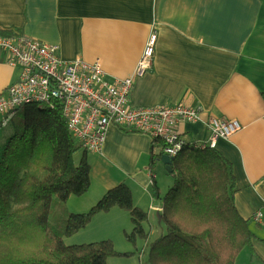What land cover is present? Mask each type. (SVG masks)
<instances>
[{"label":"crops","instance_id":"obj_1","mask_svg":"<svg viewBox=\"0 0 264 264\" xmlns=\"http://www.w3.org/2000/svg\"><path fill=\"white\" fill-rule=\"evenodd\" d=\"M0 30L57 45L65 62L102 60L109 82L134 75L156 33L152 67L135 79L130 107L201 108L199 120L181 122L177 132L188 141L187 150L212 143L231 163L235 207L242 219L251 221L256 236L252 249L242 251L235 264H264V0H0ZM5 58L0 53V96L21 74ZM210 119L236 120L242 128L231 138H215L206 128ZM1 121L2 115L0 127ZM105 136L102 152L88 156L90 190L70 197L67 208L72 214L87 213L108 190L125 184L135 207L148 214L146 228L158 235L153 242L165 232L159 218L163 203L153 197V181L162 196L173 185L162 162L154 176L150 170L155 139L115 125ZM258 212L261 224L252 219ZM156 224L162 225L161 233ZM132 231L130 213L115 208L96 215L65 242L71 246L112 239L116 246L118 239L121 253H128L124 234Z\"/></svg>","mask_w":264,"mask_h":264},{"label":"trees","instance_id":"obj_2","mask_svg":"<svg viewBox=\"0 0 264 264\" xmlns=\"http://www.w3.org/2000/svg\"><path fill=\"white\" fill-rule=\"evenodd\" d=\"M0 36L10 32L0 30ZM63 105L27 107L0 127V264H108L119 253L112 240L68 246L96 215L121 209L130 213L133 231L124 237L134 248L147 243L145 264H235L255 239L250 222L235 207L234 168L211 145L197 144L173 159L172 187L162 196L153 181V197L162 201L164 234L151 241L148 214L134 205L128 186L107 191L89 212L67 214L70 197L80 198L91 186L89 153L68 130ZM203 148V149H201ZM164 146L154 140L150 170L162 162ZM82 151L78 162L76 155ZM54 198L64 216L50 223Z\"/></svg>","mask_w":264,"mask_h":264},{"label":"built area","instance_id":"obj_3","mask_svg":"<svg viewBox=\"0 0 264 264\" xmlns=\"http://www.w3.org/2000/svg\"><path fill=\"white\" fill-rule=\"evenodd\" d=\"M157 34L153 33L132 77L109 82L102 60L62 61L61 48L46 45L27 35L0 36V53L11 68H20L19 79L0 96L1 127L14 112L27 107H53L62 103L68 130L88 153H101L111 125L160 139L164 156L176 159L187 150L188 141L177 132L181 122L199 120L201 108L187 105L134 109L130 107L134 81L147 74L154 60ZM206 128L215 138L228 139L241 130L236 120L210 119ZM213 146L212 143H209ZM203 149V148H201ZM262 213L252 219L261 224Z\"/></svg>","mask_w":264,"mask_h":264},{"label":"rangeland","instance_id":"obj_4","mask_svg":"<svg viewBox=\"0 0 264 264\" xmlns=\"http://www.w3.org/2000/svg\"><path fill=\"white\" fill-rule=\"evenodd\" d=\"M80 154H81V152L78 154V155H76V157H75V161L76 162H78L79 161V159H80ZM166 175V174H165ZM159 176H160V182H161V184H164V183H166V180L164 179L165 178V176L163 177V175L160 173L159 174ZM166 177H167V179L169 178L168 177V175H166ZM166 191H167V189H166ZM165 191V192H166ZM54 205L52 206V209H51V215H50V223L51 224H55V222L57 221V218L59 217V216H64V214H63V211H62V209L59 207V201H57V199H55L54 198ZM66 211H67V214H69V213H71L72 214V212H70L69 210H68V208H67V205H66ZM155 227L156 228H158V230H159V233H161L162 231H161V228H162V225H160V224H156L155 225ZM163 228L165 229V226L163 225ZM145 230L147 231V228H146V226H145ZM150 236H151V239H154V238H156V237H158V235H153L152 233H151V231H150ZM121 237V236H120ZM123 237V236H122ZM67 240H69V239H66L65 241H67ZM110 240H112V239H110ZM105 241V240H104ZM113 241V240H112ZM101 242V241H100ZM127 242V241H126ZM138 243H137V246L134 248L130 243H128V249H130V252H128V253H135V256H133V257H130V258H126V257H122V258H110V260H108V264H144L145 262H147L146 261V254H142L144 251H145V248H146V246H147V243L144 241V240H139V241H137ZM69 243V242H68ZM115 246V245H114ZM116 246L118 247V249L116 248ZM115 246V248L117 249V251L119 250H122L120 247H119V241H118V239H117V245ZM115 249V250H116ZM118 251V252H119ZM123 251V250H122ZM122 251H120L119 253H121ZM139 253H141L142 254V256L141 255H139Z\"/></svg>","mask_w":264,"mask_h":264},{"label":"water","instance_id":"obj_5","mask_svg":"<svg viewBox=\"0 0 264 264\" xmlns=\"http://www.w3.org/2000/svg\"><path fill=\"white\" fill-rule=\"evenodd\" d=\"M162 163L164 164V166L166 167V171H168L169 173L172 172L171 171V165L173 163V159L167 156H163L162 158ZM160 218V216H159Z\"/></svg>","mask_w":264,"mask_h":264}]
</instances>
